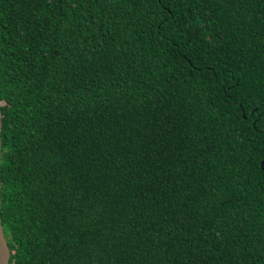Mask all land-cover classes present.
Here are the masks:
<instances>
[{
    "label": "trees",
    "instance_id": "16d2710c",
    "mask_svg": "<svg viewBox=\"0 0 264 264\" xmlns=\"http://www.w3.org/2000/svg\"><path fill=\"white\" fill-rule=\"evenodd\" d=\"M9 264H264V0H0Z\"/></svg>",
    "mask_w": 264,
    "mask_h": 264
},
{
    "label": "water",
    "instance_id": "95a60500",
    "mask_svg": "<svg viewBox=\"0 0 264 264\" xmlns=\"http://www.w3.org/2000/svg\"><path fill=\"white\" fill-rule=\"evenodd\" d=\"M0 131H1V115H0ZM0 161H1V151H0ZM264 165V162L262 163ZM10 259V249L7 240L4 236L1 218H0V264H9Z\"/></svg>",
    "mask_w": 264,
    "mask_h": 264
}]
</instances>
